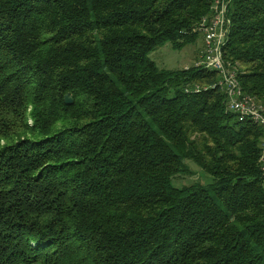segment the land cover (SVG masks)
Wrapping results in <instances>:
<instances>
[{
  "label": "trees",
  "instance_id": "1",
  "mask_svg": "<svg viewBox=\"0 0 264 264\" xmlns=\"http://www.w3.org/2000/svg\"><path fill=\"white\" fill-rule=\"evenodd\" d=\"M211 5L0 0V264H264L261 128L214 71L148 56L202 42ZM227 14L223 55L264 104V0ZM186 160L211 182L176 186Z\"/></svg>",
  "mask_w": 264,
  "mask_h": 264
},
{
  "label": "built area",
  "instance_id": "2",
  "mask_svg": "<svg viewBox=\"0 0 264 264\" xmlns=\"http://www.w3.org/2000/svg\"><path fill=\"white\" fill-rule=\"evenodd\" d=\"M229 3L230 0H212L210 15L200 23L199 29L203 35L202 51L194 66L217 74L216 81L209 87L217 88L224 94L225 112L234 115L238 122L249 121L261 128L259 163L264 170V104L256 96L242 90L237 71L223 58L224 45L231 27L227 14Z\"/></svg>",
  "mask_w": 264,
  "mask_h": 264
},
{
  "label": "rangeland",
  "instance_id": "3",
  "mask_svg": "<svg viewBox=\"0 0 264 264\" xmlns=\"http://www.w3.org/2000/svg\"><path fill=\"white\" fill-rule=\"evenodd\" d=\"M201 43V38L199 37L195 43L187 44L181 49L173 48L170 43H164L163 45L154 48L148 56L156 63L159 68L170 70L184 69L185 67L189 68L200 59L202 51ZM223 58L232 68L230 62L225 57ZM27 123L30 124L31 119H27ZM58 126L59 124L56 125V127ZM2 144H4V141H0V146ZM185 162L191 168L193 175L177 177L174 179V184L176 186L189 185L192 183L207 185L209 182H211L210 177L199 170V168L195 166L193 162L190 160H186Z\"/></svg>",
  "mask_w": 264,
  "mask_h": 264
},
{
  "label": "water",
  "instance_id": "4",
  "mask_svg": "<svg viewBox=\"0 0 264 264\" xmlns=\"http://www.w3.org/2000/svg\"><path fill=\"white\" fill-rule=\"evenodd\" d=\"M63 99L66 105H70L72 103V99L68 96V94L64 95Z\"/></svg>",
  "mask_w": 264,
  "mask_h": 264
}]
</instances>
